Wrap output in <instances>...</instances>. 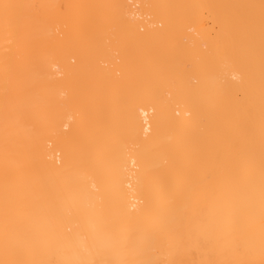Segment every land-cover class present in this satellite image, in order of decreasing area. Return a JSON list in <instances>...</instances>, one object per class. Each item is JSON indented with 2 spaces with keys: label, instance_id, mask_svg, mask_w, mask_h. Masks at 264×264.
<instances>
[{
  "label": "bare ground",
  "instance_id": "1",
  "mask_svg": "<svg viewBox=\"0 0 264 264\" xmlns=\"http://www.w3.org/2000/svg\"><path fill=\"white\" fill-rule=\"evenodd\" d=\"M0 264H264V0H0Z\"/></svg>",
  "mask_w": 264,
  "mask_h": 264
},
{
  "label": "snow or ice",
  "instance_id": "2",
  "mask_svg": "<svg viewBox=\"0 0 264 264\" xmlns=\"http://www.w3.org/2000/svg\"><path fill=\"white\" fill-rule=\"evenodd\" d=\"M56 70L59 71V67L56 66ZM127 103L129 104V106L132 108L133 111L137 110V109H141L143 108L146 104L152 106L153 111H156V107L155 105L158 103H162V101L156 97L152 100H143V99H137V98H129V100L127 101ZM135 164V162L133 161V165ZM124 172L128 173L127 178H128V186H131V182L135 179V172H128L127 169L123 170Z\"/></svg>",
  "mask_w": 264,
  "mask_h": 264
}]
</instances>
